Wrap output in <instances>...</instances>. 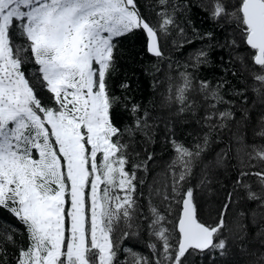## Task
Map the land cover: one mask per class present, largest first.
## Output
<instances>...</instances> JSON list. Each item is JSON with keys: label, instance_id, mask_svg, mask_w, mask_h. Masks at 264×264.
I'll list each match as a JSON object with an SVG mask.
<instances>
[{"label": "snow or ice", "instance_id": "6c2138e0", "mask_svg": "<svg viewBox=\"0 0 264 264\" xmlns=\"http://www.w3.org/2000/svg\"><path fill=\"white\" fill-rule=\"evenodd\" d=\"M0 210V264H264V0H0Z\"/></svg>", "mask_w": 264, "mask_h": 264}, {"label": "trees", "instance_id": "16d2710c", "mask_svg": "<svg viewBox=\"0 0 264 264\" xmlns=\"http://www.w3.org/2000/svg\"><path fill=\"white\" fill-rule=\"evenodd\" d=\"M253 135V133L250 131V136ZM10 219L5 212L0 210V221Z\"/></svg>", "mask_w": 264, "mask_h": 264}]
</instances>
